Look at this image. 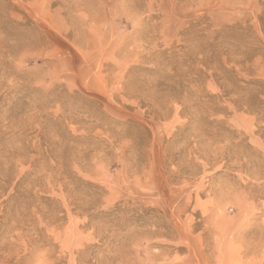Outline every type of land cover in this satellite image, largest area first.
I'll return each mask as SVG.
<instances>
[{
    "label": "rangeland",
    "instance_id": "1",
    "mask_svg": "<svg viewBox=\"0 0 264 264\" xmlns=\"http://www.w3.org/2000/svg\"><path fill=\"white\" fill-rule=\"evenodd\" d=\"M0 264H264V0H0Z\"/></svg>",
    "mask_w": 264,
    "mask_h": 264
}]
</instances>
